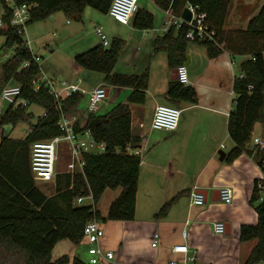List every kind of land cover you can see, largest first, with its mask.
I'll list each match as a JSON object with an SVG mask.
<instances>
[{
	"label": "crops",
	"instance_id": "1",
	"mask_svg": "<svg viewBox=\"0 0 264 264\" xmlns=\"http://www.w3.org/2000/svg\"><path fill=\"white\" fill-rule=\"evenodd\" d=\"M255 3L253 0H232L226 15V28H246L254 16L252 13L258 8L254 7ZM138 9L142 15L146 12L153 15L150 28L137 27L135 18L129 24L121 23L109 13L90 6L84 9L79 20L60 11L33 23V39L37 43L51 34L60 33L59 48H72L69 58L54 65V69H50L48 64L41 66L39 62L42 73L49 78H52V73L60 74L62 80L70 81L83 78L81 74H89L86 79L83 78L87 93L102 84L107 85L108 97L94 112L95 115H105L118 103H126L131 89L110 85L104 81L103 73L86 70L76 63V55L102 44L96 32L95 38H90L93 34L88 31L89 26L93 32L96 26H101L108 36L109 46L114 39L123 41L116 66L119 63L127 66L123 71L114 70L116 73L148 74L146 102L131 104L133 129L142 136L135 216L128 221L100 222L105 232L102 245L115 253L119 264H168L173 260L185 264L186 258L193 256L195 261L188 264H246L259 239L241 241L240 229L243 224L258 222V204L252 203L251 198L256 182L264 177V161L263 166L259 164L260 151H264V146L256 145L254 140L264 141V123L255 124L253 140L248 145L250 152L245 151L233 160L227 157L235 147L228 130L229 115L234 109L236 96L234 81L241 76V64L248 56H233L227 51L211 56L205 45L189 41L184 62L189 74L186 85L195 88L198 101L177 104L181 109L177 130H154L151 122L155 107L171 104L167 91L174 80L173 72L177 64L168 49H156L154 45L155 39L167 32L163 6L156 0H143ZM3 15L2 7L0 17ZM29 41L31 45V39ZM32 52L40 56L38 52ZM0 79L1 90L6 85L17 84L4 83ZM112 92L114 96L109 102ZM84 95L87 98L88 94ZM73 115L81 121L89 113L79 109ZM221 145L225 148L222 149ZM220 152L225 154L223 160ZM223 187L233 190L231 204L224 203L220 198L219 191ZM112 190H106L103 195L108 198L104 209L103 197L98 204L102 216L107 215L110 204L121 193V188ZM194 190L207 193L203 206L192 205ZM165 204H169V208L161 215L159 212ZM219 221L226 224L225 234L214 232V224ZM184 230L188 232L186 238ZM156 233L159 234V241L157 246H153ZM63 241L68 242L69 254L65 255L71 258L84 255L88 262L87 244L86 250L81 252L77 247L82 244L76 246L69 240ZM179 244H188V254L173 251V247ZM255 264H264V261Z\"/></svg>",
	"mask_w": 264,
	"mask_h": 264
},
{
	"label": "trees",
	"instance_id": "2",
	"mask_svg": "<svg viewBox=\"0 0 264 264\" xmlns=\"http://www.w3.org/2000/svg\"><path fill=\"white\" fill-rule=\"evenodd\" d=\"M14 1L33 5L30 25L60 11L79 20L87 6L109 13L113 0ZM156 1L164 9L172 5L179 14L189 4L199 6V13L204 15L205 22L215 32L213 41L200 42L207 47L211 56L221 51L233 56H248L241 64L243 76H237L234 81L236 96L234 109L229 115L228 130L235 147L227 158L233 160L245 151L250 152L248 145L253 140L255 124L264 123V4L246 28L227 29L225 20L232 0ZM0 5L4 8L5 26L0 28V35L6 39L3 47L13 48V56L3 64L2 80L4 83L21 85V98L31 103L29 106L9 105L0 114V264H89L78 256L71 258L63 255L53 259L52 254L56 245L63 240H69L76 246L83 243L84 227L91 220L107 222L134 219L141 158L128 153L126 148L128 145L139 148L142 144V136L132 126L131 104L146 102L148 74L126 75L114 71L124 45L120 39H114L109 47L100 44L76 55L75 61L80 67L103 73L104 81L108 84L131 91L126 103H118L105 115L90 113L85 120L76 122V132L89 130L97 142L106 143V151L86 154L83 173L58 171L55 191L48 195L33 177L32 145L61 135L59 121L62 114L76 113L85 95L76 92L58 101L48 88L34 91L30 87L31 81L41 74V68L32 62L33 52L24 43L23 37L10 27L12 9L4 0H0ZM134 18L139 28L152 26L153 15L149 12L142 15L138 9ZM186 30V26L178 30L171 28L154 41L156 49L165 47L169 50L177 66L185 62L190 41L186 38ZM25 61H31V65L23 68ZM167 98L175 106L182 101H198L195 88L179 80L170 83ZM31 107L40 109L41 113L33 114ZM33 118L37 120L24 137L12 135L17 125ZM5 125L14 128L7 131ZM61 158L67 163L66 155H61ZM263 161L264 151L261 150V166ZM118 188H121L120 195L110 204L107 215L102 216L98 209L101 198L106 190ZM90 195L93 204H75L77 198ZM258 200L260 190L257 181L251 202ZM168 208L169 204H165L159 214L164 215ZM256 211L258 222L243 224L240 229L241 241L259 239L246 264L264 261V201L256 206Z\"/></svg>",
	"mask_w": 264,
	"mask_h": 264
},
{
	"label": "built area",
	"instance_id": "3",
	"mask_svg": "<svg viewBox=\"0 0 264 264\" xmlns=\"http://www.w3.org/2000/svg\"><path fill=\"white\" fill-rule=\"evenodd\" d=\"M12 9V16L10 19V27L23 37L24 43L30 48L29 39H25L29 22L31 20L32 4H17L14 0H4ZM139 0H113L109 14L117 21L129 24L135 17L138 10ZM192 12V19L186 20L182 13H176L172 8V5L164 9L166 19L164 22V28L168 31L171 28L176 30L187 27L186 38L190 41H213L215 38V32L210 28L209 24L205 22L204 15L199 13L200 7L192 4L187 5ZM5 26L3 16L0 17V28ZM96 34L100 37L102 45L108 47L110 42L107 34L104 32L101 26L95 27ZM28 37V36H27ZM254 59V58H253ZM39 56L33 54L32 62L39 65ZM31 65V61H25L23 68ZM40 66V65H39ZM178 80L183 84L189 83V74L187 65L181 64L177 66ZM243 76V74H241ZM83 78H77L75 81L62 80L61 82H55L50 79L46 74L42 73L31 81L30 87L34 91H39L43 87L50 90V93L56 100L60 101L73 93L81 92L82 94H88L87 111L88 113H94L99 106L105 102L108 97V89L106 84H102L92 91L88 92L83 87ZM22 87L19 84L6 85L0 94L2 103H0V114L3 113L4 103L9 105H23L29 106L31 103L29 100L21 98ZM181 118V109L172 104H158L155 107L151 127L154 130L175 131L179 126ZM78 117L74 115L62 114L59 121V127L62 130L61 135L54 136L50 140L37 141L32 145L31 150V170L33 177L37 182H52L55 180L58 168V162L61 155L67 156L66 168L67 172L71 173H83L85 167V155L88 153H102L106 151L105 142H97L89 130L78 133L74 127L78 121ZM87 138V139H84ZM256 145L264 146V141L256 138L254 140ZM224 149V145H221ZM120 150V148L118 149ZM126 151L130 154L140 155L139 148H131L129 145ZM260 190V200L264 201V196L261 193L264 192V177L258 182ZM221 200L226 204L233 202V190L229 187H223L219 191ZM91 200L93 204L92 195L86 197H79L75 200V204L87 205L86 200ZM192 205L203 206L206 201V196L203 192L194 190L192 193ZM226 224L222 221L214 224V232L216 234H225ZM83 240L87 244V252L89 255V264H119L116 261V255L113 251L106 249L102 245V239L105 236L104 229L97 220L89 221L83 231ZM188 235L187 230L183 231V236L186 238ZM159 241V234L154 235L153 246H157ZM188 244H179L173 247V251L177 253L188 254ZM195 256L186 258L185 264L194 262ZM168 264H179L178 261H170Z\"/></svg>",
	"mask_w": 264,
	"mask_h": 264
},
{
	"label": "rangeland",
	"instance_id": "4",
	"mask_svg": "<svg viewBox=\"0 0 264 264\" xmlns=\"http://www.w3.org/2000/svg\"><path fill=\"white\" fill-rule=\"evenodd\" d=\"M255 3L254 7H258L257 10H255L252 13V16L258 14V12L260 11L262 5L264 4V0H259V2H257L258 0H253ZM143 0L139 1V4H142ZM257 4V5H256ZM1 9H2V5H0V13H1ZM74 22V21H73ZM88 31L92 32L93 36H91L90 38H95L94 34L95 31L93 32V28L91 26L88 27ZM153 33V32H152ZM60 34V33H59ZM59 34H51L49 37H46L44 39H42L41 41H38L39 43L36 42V40L33 39V23L30 24L28 26V30H27V35L25 37V39L27 40L28 37L29 39H31V50L35 53L38 52V54L40 55L39 58V62L42 65L44 64H48L49 68L52 69L54 67V65H58L59 63H64V61L69 58V52L72 49H60L59 47L61 46V42L59 41ZM28 36V37H27ZM97 36V35H96ZM4 40L5 37L3 35H0V78H3V64L7 61L9 56L13 55V48L10 47H6L4 48L2 46V44L4 45ZM127 65L123 64V63H119L116 68L115 71H123L125 69ZM54 69V68H53ZM48 73H51V70H47ZM53 71V70H52ZM52 75V80H54L55 82H61L62 81V77H59L60 74H50ZM62 76V75H61ZM81 76L86 79L89 74H81ZM1 80V79H0ZM114 93L112 92L110 94L109 97V102L113 99ZM0 103H2L1 97H0ZM87 103H88V96L87 98L84 97L83 101L80 104L79 109L84 111V112H88L87 111ZM9 106L8 103H4L3 105V110L5 111V109ZM177 106V105H176ZM37 107V106H36ZM113 107V104H112ZM178 107V106H177ZM38 108V107H37ZM37 108H33L31 107L30 110H33V114H40L41 110L37 109ZM86 110V111H85ZM29 112V111H28ZM40 112V113H39ZM36 118L31 119L30 121H25V122H21L19 125L16 126V128H14L12 125H5L4 129L7 131H11L12 135L15 136L16 138L19 137H24V135H26L30 128L31 125L34 124L36 122ZM1 133V132H0ZM0 138H1V134H0ZM87 139V138H84ZM57 171H59L60 173H64L67 172V168H66V161L65 160H60L59 164H58V169ZM55 183H56V179L52 182H37V184L48 194H53L55 191ZM113 191V190H112ZM110 191V192H112ZM108 199V198H107ZM106 197H103L102 200V208L104 209L105 203L107 201ZM106 200V201H105ZM87 203H92L91 200H86ZM261 200H258L256 203L260 204ZM70 244V243H69ZM82 245L77 247L79 249V251H83L86 250L87 246L85 245L86 243H81ZM68 242L67 241H61L57 244V246L55 247L54 251H53V258L54 259H58L59 257L65 255V254H69V250H68ZM80 253V252H79ZM83 260L86 261L87 257L86 256H82L81 257Z\"/></svg>",
	"mask_w": 264,
	"mask_h": 264
},
{
	"label": "water",
	"instance_id": "5",
	"mask_svg": "<svg viewBox=\"0 0 264 264\" xmlns=\"http://www.w3.org/2000/svg\"><path fill=\"white\" fill-rule=\"evenodd\" d=\"M182 16H183L186 20L190 21V20L192 19V12L190 11L189 8H185L184 11H183V13H182ZM173 73H174L173 79H174V80H178L177 69L174 70ZM220 155H221V160H223L224 157H225V154H224L223 152H220ZM203 193H204L205 195H207L206 192H203Z\"/></svg>",
	"mask_w": 264,
	"mask_h": 264
}]
</instances>
